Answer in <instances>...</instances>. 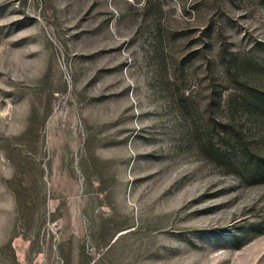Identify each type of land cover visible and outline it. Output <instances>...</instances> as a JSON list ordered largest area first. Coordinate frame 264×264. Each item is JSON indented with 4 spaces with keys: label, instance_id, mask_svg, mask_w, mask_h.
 <instances>
[{
    "label": "rangeland",
    "instance_id": "rangeland-1",
    "mask_svg": "<svg viewBox=\"0 0 264 264\" xmlns=\"http://www.w3.org/2000/svg\"><path fill=\"white\" fill-rule=\"evenodd\" d=\"M0 264H264V0H0Z\"/></svg>",
    "mask_w": 264,
    "mask_h": 264
}]
</instances>
